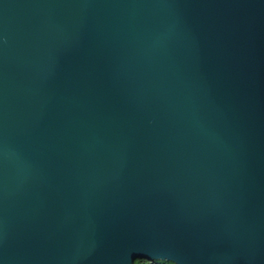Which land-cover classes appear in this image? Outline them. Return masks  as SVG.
<instances>
[{
    "label": "water",
    "instance_id": "95a60500",
    "mask_svg": "<svg viewBox=\"0 0 264 264\" xmlns=\"http://www.w3.org/2000/svg\"><path fill=\"white\" fill-rule=\"evenodd\" d=\"M143 259L264 264V0H0V262Z\"/></svg>",
    "mask_w": 264,
    "mask_h": 264
},
{
    "label": "trees",
    "instance_id": "16d2710c",
    "mask_svg": "<svg viewBox=\"0 0 264 264\" xmlns=\"http://www.w3.org/2000/svg\"><path fill=\"white\" fill-rule=\"evenodd\" d=\"M136 264H173L171 262H162V261H155V262H149L147 260H137Z\"/></svg>",
    "mask_w": 264,
    "mask_h": 264
},
{
    "label": "snow or ice",
    "instance_id": "6c2138e0",
    "mask_svg": "<svg viewBox=\"0 0 264 264\" xmlns=\"http://www.w3.org/2000/svg\"><path fill=\"white\" fill-rule=\"evenodd\" d=\"M172 259H174V257H171ZM0 264H2V262H0Z\"/></svg>",
    "mask_w": 264,
    "mask_h": 264
}]
</instances>
